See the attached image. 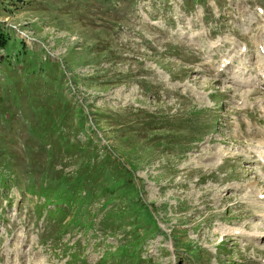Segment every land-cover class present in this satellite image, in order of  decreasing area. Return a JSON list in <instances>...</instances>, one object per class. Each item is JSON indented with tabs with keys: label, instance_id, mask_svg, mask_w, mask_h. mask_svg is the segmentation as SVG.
I'll use <instances>...</instances> for the list:
<instances>
[{
	"label": "rangeland",
	"instance_id": "374dc122",
	"mask_svg": "<svg viewBox=\"0 0 264 264\" xmlns=\"http://www.w3.org/2000/svg\"><path fill=\"white\" fill-rule=\"evenodd\" d=\"M263 50L264 0H0V264H264Z\"/></svg>",
	"mask_w": 264,
	"mask_h": 264
},
{
	"label": "bare ground",
	"instance_id": "6f19581e",
	"mask_svg": "<svg viewBox=\"0 0 264 264\" xmlns=\"http://www.w3.org/2000/svg\"><path fill=\"white\" fill-rule=\"evenodd\" d=\"M253 78H250V79H248V80H242V78H241V83H246V84H249L250 82H251V80H252ZM263 136H264V134H263ZM263 169V168H262ZM257 192L258 193H262V192H260V191H258V188H257ZM236 231H238V229L236 230ZM263 232V234L262 235H264V231H262ZM262 235H260V236H262Z\"/></svg>",
	"mask_w": 264,
	"mask_h": 264
}]
</instances>
